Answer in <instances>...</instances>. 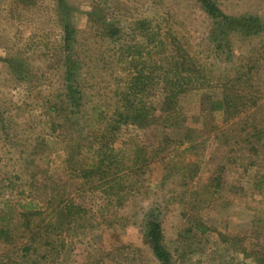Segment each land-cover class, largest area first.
<instances>
[{
  "label": "rangeland",
  "instance_id": "374dc122",
  "mask_svg": "<svg viewBox=\"0 0 264 264\" xmlns=\"http://www.w3.org/2000/svg\"><path fill=\"white\" fill-rule=\"evenodd\" d=\"M214 1L264 23V0ZM212 29L196 0H0V264H160L151 218L174 264H264V28L224 51ZM178 55L206 82L172 122L116 130L129 77L159 107ZM102 144L112 164L85 174Z\"/></svg>",
  "mask_w": 264,
  "mask_h": 264
},
{
  "label": "trees",
  "instance_id": "16d2710c",
  "mask_svg": "<svg viewBox=\"0 0 264 264\" xmlns=\"http://www.w3.org/2000/svg\"><path fill=\"white\" fill-rule=\"evenodd\" d=\"M196 1L200 3L202 9L212 19L213 29L210 33V40L213 43L215 50H225L223 48H225L229 44L226 37L231 32L239 33L243 36L255 35L262 31V29L264 28V23L258 16H230L225 14L217 6L214 0ZM63 32L64 43L67 48L69 40L71 38V30L68 24L64 25ZM178 51L181 52L180 49H178ZM171 66L172 69L170 73L163 75L165 87L161 101L159 103V107L135 104L131 100L129 94L140 91V89L135 91L133 88L137 83H141V76L132 75L129 77L126 87L127 91L122 94L121 104L116 109V130L119 128V125L121 123H129L136 125L137 127H144L157 123V120L161 118H163V120L165 121L169 120L170 122H172V120L176 118L177 114L179 113V108L177 106L178 96L188 88H190L192 83H195V87H201L204 82H206L205 76H202L200 73L198 74L199 71L196 69L194 62H192L190 59H187V57L184 55H181V57L179 55L175 56L173 58ZM73 69V61L71 63L68 61L65 69L67 82L71 81ZM66 88L68 89V98L70 99V102H72V108L80 106L79 92L76 91L75 87H73L72 84H68ZM230 102V99L223 96L221 99L210 101V108L214 110L220 109L225 111L230 106ZM157 111L159 112V115L155 114V112ZM102 148L103 144L97 148L96 160L93 162L88 171H84L85 174H94L97 176L106 174L104 170L106 168L105 166L108 164H112V157L108 154L106 155ZM111 151L112 149H110V152ZM134 154L135 155L132 157V161H134L135 163L136 160H138L137 150ZM120 165H122V163L120 161H116V166L119 167ZM129 169L131 170L132 167ZM118 171L120 172V170L117 169L116 172V195L119 196V194L123 192L124 189L119 182L123 174L118 173ZM128 172L126 173V175L128 174ZM130 173H132V170L130 171ZM144 236L145 241L149 245L153 256L159 261L160 264H174L169 251L163 245V233L160 222L157 219L151 218L146 221Z\"/></svg>",
  "mask_w": 264,
  "mask_h": 264
}]
</instances>
